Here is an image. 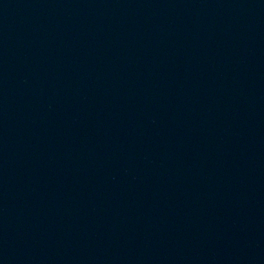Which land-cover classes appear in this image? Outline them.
<instances>
[{
    "label": "water",
    "instance_id": "obj_1",
    "mask_svg": "<svg viewBox=\"0 0 264 264\" xmlns=\"http://www.w3.org/2000/svg\"><path fill=\"white\" fill-rule=\"evenodd\" d=\"M0 264H264V0H0Z\"/></svg>",
    "mask_w": 264,
    "mask_h": 264
}]
</instances>
